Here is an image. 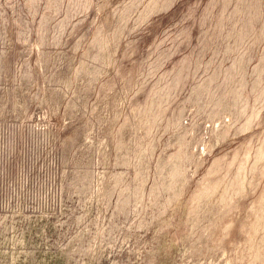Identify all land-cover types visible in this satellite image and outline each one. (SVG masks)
Returning <instances> with one entry per match:
<instances>
[{"label":"rangeland","instance_id":"1","mask_svg":"<svg viewBox=\"0 0 264 264\" xmlns=\"http://www.w3.org/2000/svg\"><path fill=\"white\" fill-rule=\"evenodd\" d=\"M0 264H264V0H0Z\"/></svg>","mask_w":264,"mask_h":264}]
</instances>
